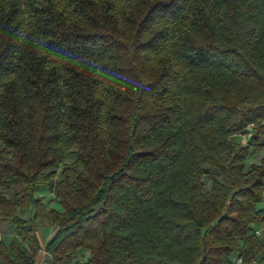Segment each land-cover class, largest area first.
Segmentation results:
<instances>
[{"label":"trees","instance_id":"1","mask_svg":"<svg viewBox=\"0 0 264 264\" xmlns=\"http://www.w3.org/2000/svg\"><path fill=\"white\" fill-rule=\"evenodd\" d=\"M0 223V264H264V0H0Z\"/></svg>","mask_w":264,"mask_h":264},{"label":"rangeland","instance_id":"2","mask_svg":"<svg viewBox=\"0 0 264 264\" xmlns=\"http://www.w3.org/2000/svg\"><path fill=\"white\" fill-rule=\"evenodd\" d=\"M232 138L234 140H237V141L244 143L246 141L247 134L246 133H238V134L233 135ZM262 153H263V151L254 152V154H252L248 158L247 162L248 163L249 162H258ZM41 194L43 196V201L47 207L58 208V209L60 208V205L56 202V200L54 199L53 195L50 192L43 189V190H41ZM35 227H36V234L38 237V241L41 244L43 243V240L50 237L51 233H53V231H54V227L50 226L47 223V221H45L44 225H40L39 223H36ZM0 228L4 230L3 235H2L4 240L6 242H9L11 236L13 234H15L14 228L7 223L4 225L1 224ZM5 229H7V230L5 231ZM25 244L28 246L29 243L26 242ZM37 264H47L46 257L42 251H40V253H39V259L37 261Z\"/></svg>","mask_w":264,"mask_h":264},{"label":"crops","instance_id":"3","mask_svg":"<svg viewBox=\"0 0 264 264\" xmlns=\"http://www.w3.org/2000/svg\"><path fill=\"white\" fill-rule=\"evenodd\" d=\"M1 224L4 225V224H6V223H0V225H1ZM6 230H7V229H5V231H6ZM3 231H4V230L0 228V238L3 237V236H2V235H3ZM51 234H52V233H51ZM50 236H51V235H50ZM48 238H49V237H48ZM48 238L44 239L42 244L40 243L41 246H43V245L45 244V242H46V240H47ZM40 251H42L43 254L45 255V253H44V251H43L42 249L39 250L38 252L40 253ZM38 252L36 253V257H35L36 264H37V261H38V259H39V253H38ZM45 257H46V256H45Z\"/></svg>","mask_w":264,"mask_h":264},{"label":"built area","instance_id":"4","mask_svg":"<svg viewBox=\"0 0 264 264\" xmlns=\"http://www.w3.org/2000/svg\"><path fill=\"white\" fill-rule=\"evenodd\" d=\"M255 233L258 234L259 230H255ZM234 264H241V258L240 257H236Z\"/></svg>","mask_w":264,"mask_h":264}]
</instances>
